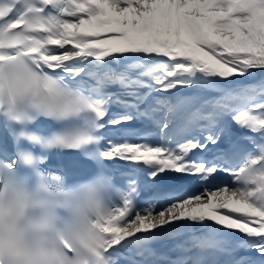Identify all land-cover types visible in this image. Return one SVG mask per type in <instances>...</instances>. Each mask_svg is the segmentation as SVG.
<instances>
[{"label": "snow or ice", "instance_id": "1", "mask_svg": "<svg viewBox=\"0 0 264 264\" xmlns=\"http://www.w3.org/2000/svg\"><path fill=\"white\" fill-rule=\"evenodd\" d=\"M0 264H264V0H0Z\"/></svg>", "mask_w": 264, "mask_h": 264}, {"label": "bare ground", "instance_id": "2", "mask_svg": "<svg viewBox=\"0 0 264 264\" xmlns=\"http://www.w3.org/2000/svg\"><path fill=\"white\" fill-rule=\"evenodd\" d=\"M228 178L226 176H224L222 179H219V180H216L214 181V183H217L219 181H223V180H227ZM165 244H170L172 245L173 244V241L172 240H164Z\"/></svg>", "mask_w": 264, "mask_h": 264}, {"label": "clouds", "instance_id": "3", "mask_svg": "<svg viewBox=\"0 0 264 264\" xmlns=\"http://www.w3.org/2000/svg\"><path fill=\"white\" fill-rule=\"evenodd\" d=\"M48 150H51V149H48Z\"/></svg>", "mask_w": 264, "mask_h": 264}]
</instances>
